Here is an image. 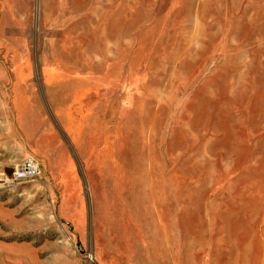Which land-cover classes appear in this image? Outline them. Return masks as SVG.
<instances>
[{"label": "rangeland", "instance_id": "374dc122", "mask_svg": "<svg viewBox=\"0 0 264 264\" xmlns=\"http://www.w3.org/2000/svg\"><path fill=\"white\" fill-rule=\"evenodd\" d=\"M89 255L264 264V0H0V264Z\"/></svg>", "mask_w": 264, "mask_h": 264}, {"label": "built area", "instance_id": "2783aa9c", "mask_svg": "<svg viewBox=\"0 0 264 264\" xmlns=\"http://www.w3.org/2000/svg\"><path fill=\"white\" fill-rule=\"evenodd\" d=\"M44 176L43 168L40 163L33 157H28L19 163L13 170L10 178L3 181L6 184H13L19 182H27L41 179ZM91 264L99 263L93 255H89Z\"/></svg>", "mask_w": 264, "mask_h": 264}]
</instances>
